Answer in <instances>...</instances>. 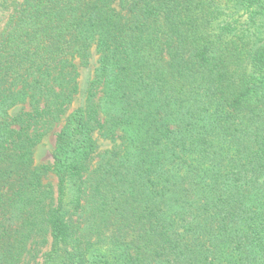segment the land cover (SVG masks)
Returning a JSON list of instances; mask_svg holds the SVG:
<instances>
[{
    "label": "trees",
    "instance_id": "16d2710c",
    "mask_svg": "<svg viewBox=\"0 0 264 264\" xmlns=\"http://www.w3.org/2000/svg\"><path fill=\"white\" fill-rule=\"evenodd\" d=\"M1 1L0 264H264V0Z\"/></svg>",
    "mask_w": 264,
    "mask_h": 264
},
{
    "label": "rangeland",
    "instance_id": "374dc122",
    "mask_svg": "<svg viewBox=\"0 0 264 264\" xmlns=\"http://www.w3.org/2000/svg\"><path fill=\"white\" fill-rule=\"evenodd\" d=\"M8 13H9V9L7 8L6 4L2 3V1L0 0V28H3ZM96 60H97V56L94 55L91 59L90 65L81 66V67L79 66L78 68L80 74L79 81L81 82V84L82 83L85 84L89 76L92 74L94 66L96 64ZM80 103H82V98H79L76 95V98L69 106L66 114L62 116V119H65V117L68 114H70L77 106H79ZM62 124L63 121L60 122V124L54 126L50 131L45 133L41 141L34 148V160L36 164L40 165V164H45L47 162L48 163L51 162L52 160L51 154L55 148L56 135ZM96 138H97V143L99 144V150L102 151L112 146V142L110 141V139L101 136H97ZM45 181L48 182L50 185H52L53 189H56L58 179L55 174L49 173Z\"/></svg>",
    "mask_w": 264,
    "mask_h": 264
}]
</instances>
